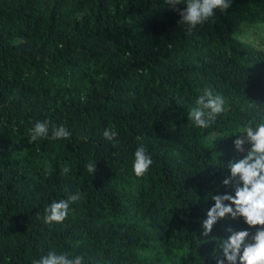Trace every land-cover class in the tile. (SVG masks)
<instances>
[{
  "label": "trees",
  "instance_id": "obj_1",
  "mask_svg": "<svg viewBox=\"0 0 264 264\" xmlns=\"http://www.w3.org/2000/svg\"><path fill=\"white\" fill-rule=\"evenodd\" d=\"M180 19L165 0H0V264L50 251L83 264H216L228 227L254 234L227 218L205 237L202 222L212 195H234L222 181L246 154L238 129L264 122V0H231L191 31ZM205 88L226 110L201 129L188 112ZM45 120L49 138L29 143ZM52 125L71 137L51 139ZM141 145L153 163L137 177ZM77 192L62 223H45Z\"/></svg>",
  "mask_w": 264,
  "mask_h": 264
},
{
  "label": "clouds",
  "instance_id": "obj_2",
  "mask_svg": "<svg viewBox=\"0 0 264 264\" xmlns=\"http://www.w3.org/2000/svg\"><path fill=\"white\" fill-rule=\"evenodd\" d=\"M180 16L178 23L185 24L191 31L197 25H202L215 15V10L225 12L231 6V0H165ZM183 3L186 7L181 10L178 6ZM197 107L188 112V120L201 129L209 128L216 122V118L225 112V100L219 94H214L210 88L203 89L202 94L196 100ZM249 121L238 131L245 135H237L234 140L235 149L240 153H246L242 159L229 161L227 167L231 175L224 178L222 183L234 188V195L225 193L212 195L214 205L208 210L207 218L202 222V235L208 237L213 231L214 225L227 218L243 222L249 229H255L252 234L248 229H226L230 233L227 239L220 244V254L213 255L216 264H264V122L252 126ZM50 122L37 121L30 129L29 143L41 138H49ZM72 133L63 125L51 126V139H68ZM118 133L111 129H105L103 136L108 141H114ZM245 145H249L247 149ZM133 171L137 177L145 175L153 163L147 149L141 145L135 151ZM89 173L95 174L96 163L89 162L86 165ZM69 167H64L63 173L67 174ZM50 175V173H47ZM211 195V194H210ZM81 199L77 192L69 197V200L61 199L51 203L46 209L45 223H62L69 214V201L75 202ZM33 264H83V257L77 256L69 259L66 254H57L50 251Z\"/></svg>",
  "mask_w": 264,
  "mask_h": 264
},
{
  "label": "rangeland",
  "instance_id": "obj_3",
  "mask_svg": "<svg viewBox=\"0 0 264 264\" xmlns=\"http://www.w3.org/2000/svg\"><path fill=\"white\" fill-rule=\"evenodd\" d=\"M246 148V147H245ZM247 149V148H246Z\"/></svg>",
  "mask_w": 264,
  "mask_h": 264
}]
</instances>
